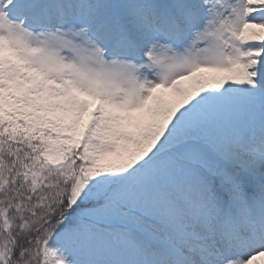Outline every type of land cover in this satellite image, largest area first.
Listing matches in <instances>:
<instances>
[{"label":"snow or ice","instance_id":"1","mask_svg":"<svg viewBox=\"0 0 264 264\" xmlns=\"http://www.w3.org/2000/svg\"><path fill=\"white\" fill-rule=\"evenodd\" d=\"M0 264H264V0H0Z\"/></svg>","mask_w":264,"mask_h":264}]
</instances>
